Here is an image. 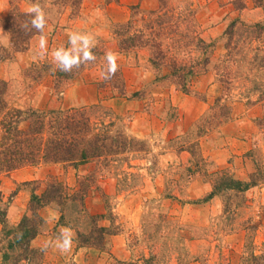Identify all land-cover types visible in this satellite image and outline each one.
Instances as JSON below:
<instances>
[{
  "label": "rangeland",
  "instance_id": "obj_1",
  "mask_svg": "<svg viewBox=\"0 0 264 264\" xmlns=\"http://www.w3.org/2000/svg\"><path fill=\"white\" fill-rule=\"evenodd\" d=\"M72 1L39 0L48 17L44 31L33 37L27 50L15 53L6 22L12 10L28 12L36 0H0V80L7 82L8 107L25 116L31 109L96 106L107 123L114 122V128L119 126L140 141L139 150L77 165L42 163L3 175L0 264H264V210L248 207L252 196L264 197V32L261 40L243 46L235 62L226 56L231 52L226 48L231 22L239 18L264 25V0H245L244 9L238 8L243 0H167L195 10L202 36L211 46L209 63L205 70L199 67L190 93L165 76L166 65L156 67L150 61L149 50L120 49L127 35L123 30L119 34L115 25L132 17L133 6L147 12L161 6V0H83L76 14ZM70 32L87 36L90 48L102 47L103 54L87 68L78 67L75 77L60 82L52 52L61 45L72 47ZM41 35L47 41L44 49ZM81 45L78 40L77 47ZM108 51L118 56L124 96L120 80L107 73ZM255 55L259 60H252L254 64L241 61L242 56ZM228 70L238 73L231 84H225L230 80ZM244 72L251 76L239 78ZM213 143L218 149L232 148L226 163L214 164L207 155ZM254 173L257 183L245 191L214 189L223 174L252 181ZM54 177L72 193L85 183L88 215L81 214L74 201L46 205L40 210L45 224L31 248L9 246L13 239L9 230L28 212L32 193H41ZM196 180L206 189L202 195L193 185ZM214 196L221 201L219 215L208 221L186 218L204 214L198 205ZM96 221L108 229L101 247L82 244ZM237 229L246 236L240 262H232L236 251L223 244V235ZM65 237L71 238L72 246L62 253L57 244ZM200 238H206L208 245L201 247ZM206 253L222 262H192Z\"/></svg>",
  "mask_w": 264,
  "mask_h": 264
},
{
  "label": "trees",
  "instance_id": "obj_2",
  "mask_svg": "<svg viewBox=\"0 0 264 264\" xmlns=\"http://www.w3.org/2000/svg\"><path fill=\"white\" fill-rule=\"evenodd\" d=\"M165 1L161 0L163 2L161 6L147 12H144L140 5H135L132 7L134 11L132 17L124 23L115 25L119 34H122L119 30H123L127 35L120 41V49L149 50L150 61L156 67L166 65L169 72L165 76L170 78L178 88L190 93L191 81L200 72L199 67L205 70L209 63L207 49L211 46L202 36L196 12L192 7H180ZM82 3L83 0L72 1L74 14H76V7L79 8ZM245 7L246 2L243 0L238 8ZM141 14L140 18L137 17ZM31 18L28 12L20 9L12 10L9 15L6 29L10 34L11 46L15 53L27 50L33 37L41 34L35 29L26 31L21 27ZM263 32L264 25L261 22L248 24L239 18L232 21L226 31L228 36L226 48L228 51L231 49V52L226 54L227 60L235 62L234 56L243 50V46H249L261 40ZM234 43H239L238 47L237 45L232 47ZM236 47V53L232 52ZM90 51L95 59L85 61L81 53V62L78 67L87 68L96 61L98 55L103 54L102 47L92 46ZM202 57H205L204 61ZM257 57L255 55L247 59L246 56H242L241 61L252 64V60L255 59V62L259 60ZM78 67L74 65L70 71H62L57 65V81L63 82L65 79L75 77L79 72ZM107 73L117 76L123 85L120 94L126 95V87L120 72L117 71L115 75L108 71ZM237 74L228 70L226 77L230 80L225 84L233 83L237 79ZM248 76L251 75L246 72L239 74V78H248ZM6 90L7 82L0 80V180L3 175L26 166L42 163L77 165L96 158H107L110 155L139 150L140 141L128 135L121 127L114 128V122L107 123L104 120V114L96 106L85 105L50 111L31 109L26 111L24 116L22 110H13L8 107ZM254 176L255 173L252 174V181H243L229 174H223L218 183L216 179L214 189L245 191L257 183ZM88 192L85 183L72 193L70 187L58 177L49 179L41 193H32L28 212L16 227L9 230L10 236L13 237L9 246H18L24 250L31 248V242L39 235L45 224L40 210L46 205H64L74 201L79 204V212L88 215ZM90 216L94 218V215L90 214ZM4 218L3 213L2 221L5 224ZM91 225L90 234L82 244L101 247L100 244L104 241L108 229L97 221ZM78 236L84 237L80 231Z\"/></svg>",
  "mask_w": 264,
  "mask_h": 264
},
{
  "label": "clouds",
  "instance_id": "obj_3",
  "mask_svg": "<svg viewBox=\"0 0 264 264\" xmlns=\"http://www.w3.org/2000/svg\"><path fill=\"white\" fill-rule=\"evenodd\" d=\"M28 13L32 16V18L29 22H25L23 25H21V27L26 31L35 29L37 32L43 33L48 17L39 0H36V3H34L28 9ZM78 40L82 41V45L79 47H77ZM69 43L72 45V47L65 48L63 45H61L52 52L53 61L58 64L62 71H70L74 65L78 67L81 62V53L83 54V59L85 61L95 59V56L90 51V41L87 36L79 35L77 32H70ZM46 45V38L41 35L40 48L44 49L46 48ZM105 56L108 65V72L112 75H115L119 67L117 64V54L112 51H108L105 53ZM71 246L72 240L70 237H65L62 243L57 244V248L62 253L70 251Z\"/></svg>",
  "mask_w": 264,
  "mask_h": 264
},
{
  "label": "crops",
  "instance_id": "obj_4",
  "mask_svg": "<svg viewBox=\"0 0 264 264\" xmlns=\"http://www.w3.org/2000/svg\"><path fill=\"white\" fill-rule=\"evenodd\" d=\"M129 1H132V3H137L139 0H129ZM198 114H199V112H198ZM198 114L196 116H198ZM194 119H196L195 116H194ZM194 119H192V121L190 122V125H192V123L195 121ZM215 147H216V145L214 143L211 144L208 147L209 152L207 153V155L211 158V160L214 162V164L216 163V164L220 165V164L226 163L228 161V159L230 158V155L232 154V148H231V150H229V149L224 150V149H218ZM219 152H221V155H222L221 160H218V153ZM247 165L249 166L248 161H247ZM250 169L248 167L247 171H250ZM234 170L240 171V168L236 167ZM203 183L204 182H202V184ZM193 185H194V187H199V192H198L199 194L198 195H202L204 193V191H206V189H204L203 186L201 185V183L197 180L193 183ZM262 205H264V197H259L258 195H255V197L252 196V198H250V200H248V207L249 206H252V207L255 206L258 208V210L263 211L264 209H263ZM198 206L201 210L205 209L204 214L199 212V216H186V218H190V220H193V221H198V220L202 221V219L208 221L210 218L211 219H212V217L214 218L215 215H219V213L222 211L221 210V201L216 196L209 198V201H207L204 205L201 204ZM245 236H246L245 231L241 230V229H237V230H234L230 233H225L223 235V244H225L226 247L232 246L234 248V250L236 251L237 259L235 260V258H232V260H231L232 262H235V261L240 262L241 252H242V248L244 246ZM218 241L219 240L213 241L214 243L212 245L214 248H215V245L218 243ZM197 242L199 243V245L201 247H203L204 244L208 245L206 238H202V239L200 238L197 240ZM193 251H195V250L193 249ZM208 254L209 253H206V256H202V257L196 259V261H192V262H222V260H220V258L218 256L212 257V254H211L208 257ZM194 264H197V263H194ZM199 264H201V263H199Z\"/></svg>",
  "mask_w": 264,
  "mask_h": 264
}]
</instances>
